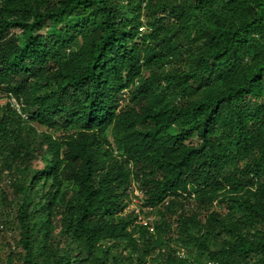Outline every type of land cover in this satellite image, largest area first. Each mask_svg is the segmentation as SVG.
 Returning <instances> with one entry per match:
<instances>
[{"label":"trees","instance_id":"obj_1","mask_svg":"<svg viewBox=\"0 0 264 264\" xmlns=\"http://www.w3.org/2000/svg\"><path fill=\"white\" fill-rule=\"evenodd\" d=\"M11 97L0 264H264V0H0Z\"/></svg>","mask_w":264,"mask_h":264},{"label":"clouds","instance_id":"obj_2","mask_svg":"<svg viewBox=\"0 0 264 264\" xmlns=\"http://www.w3.org/2000/svg\"><path fill=\"white\" fill-rule=\"evenodd\" d=\"M0 102H1L0 103L1 106H4V105H6L7 102H9L11 104L12 108L14 110H16L17 113H19L23 118L28 119V117L22 111L23 110L22 109L23 105H21L20 103H18L15 98L11 97L9 100H6V99L5 100H0ZM120 154L121 153L115 148L114 155L116 157H119ZM14 183H15L14 179L7 178L6 181H4L3 183L0 184V188L7 189V190H12V186H13ZM131 189H132L133 196L131 197V201L129 203V206L126 209V212L133 211L138 216L139 221L141 222L142 225H144L142 223V220H145V219L146 220H149V226H150L151 224H153V222L155 220V217H153V216H145V213H148V212L151 213V212L154 211V209L152 207L141 208V206L143 205L141 203L143 201V192H142V190H140L139 188H137L136 185L132 186ZM135 191H137V192L139 191V197H137V203L134 204L133 203V197H134ZM137 210L139 211L138 214L136 213ZM152 229L155 232V227L154 226H152ZM150 231H151V229H150ZM154 232H152V233L155 234ZM181 252L184 253V250L178 251L177 254L181 258H184L183 256L185 255V253H184V255H180Z\"/></svg>","mask_w":264,"mask_h":264},{"label":"rangeland","instance_id":"obj_3","mask_svg":"<svg viewBox=\"0 0 264 264\" xmlns=\"http://www.w3.org/2000/svg\"><path fill=\"white\" fill-rule=\"evenodd\" d=\"M2 102V101H1ZM0 102V103H1ZM2 112H3V110H2V108L0 107V115L2 114ZM36 127H38V129H39V131L40 132H42V131H45V129L43 128V127H41V126H36ZM51 134H54L55 136H61L63 133H61V132H52ZM8 191H10V193H8L9 195L12 193V190H8ZM138 193H139V191H138ZM15 213V207L12 205V204H10V206H7V208H4V213H6L7 215H5L9 220H11L12 219V217H14V213L12 212V211ZM224 212H225V210H224ZM152 216L154 217V213L152 214ZM155 219H156V217H155ZM9 235H11V234H9ZM8 245V244H7ZM6 245V241H4L3 242V245H0L1 246V248H4V247H6L7 246ZM5 252H7V253H10V248L8 247H6V249H5ZM7 253H6V255H7ZM6 255H1L2 257H4L5 259H4V261L6 260V258L7 257H5Z\"/></svg>","mask_w":264,"mask_h":264},{"label":"built area","instance_id":"obj_4","mask_svg":"<svg viewBox=\"0 0 264 264\" xmlns=\"http://www.w3.org/2000/svg\"><path fill=\"white\" fill-rule=\"evenodd\" d=\"M137 197H139V193L137 191H135V194H134V197H133V203H137ZM133 206V205H132ZM131 206V207H132ZM136 213L138 214L139 211L137 210ZM142 223L145 225V226H149V220H142ZM151 232H154V230L151 228ZM180 255H184L183 252L180 253ZM184 257V256H183ZM206 264H221L219 262H212V261H209L207 262Z\"/></svg>","mask_w":264,"mask_h":264}]
</instances>
